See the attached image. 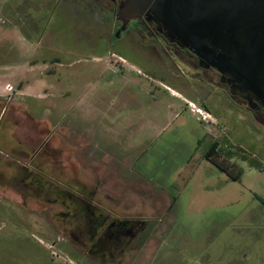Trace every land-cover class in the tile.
<instances>
[{
  "label": "rangeland",
  "instance_id": "374dc122",
  "mask_svg": "<svg viewBox=\"0 0 264 264\" xmlns=\"http://www.w3.org/2000/svg\"><path fill=\"white\" fill-rule=\"evenodd\" d=\"M73 6L0 0V264H264V122ZM70 194L141 223L135 247L91 249Z\"/></svg>",
  "mask_w": 264,
  "mask_h": 264
},
{
  "label": "flooded vegetation",
  "instance_id": "af4514ba",
  "mask_svg": "<svg viewBox=\"0 0 264 264\" xmlns=\"http://www.w3.org/2000/svg\"><path fill=\"white\" fill-rule=\"evenodd\" d=\"M54 1L56 6L57 4L61 6L63 4H73V7H78L76 11H85L90 14L89 16L91 19L98 18L104 21L109 25L108 30L105 32V38L111 41L110 44H123L125 47H128L132 53L136 54L137 57L142 59H144L143 57H149L152 59L151 61L165 62L166 67L170 69L172 78L179 79V74H186L189 75L191 79L200 83V85L215 81L228 92L232 99L240 105H243L252 114L255 120L259 123H261V121L264 122V106L262 104L254 102L251 96L231 95L230 87L227 83L222 81V74L210 64L203 62L189 46H186L170 29L164 16L160 14L155 15L153 13V10L160 11L166 8V5H160V3L163 2L162 0H154L153 3L159 5L148 6L137 19L129 20L126 24H123V22L117 18V13L123 0ZM141 46H143V48ZM111 55L114 56L113 54ZM118 59L128 62L120 57H118ZM137 71L139 72L140 70ZM160 84L162 83L160 82ZM166 89L168 90V88ZM174 93L175 92L172 91L173 96H175ZM180 99L187 102V100L181 97ZM187 104L190 106L192 103L188 102ZM251 104H253V107H251ZM6 109L7 107L5 110ZM261 125H263V123H261ZM7 143L10 142L7 141ZM8 146L9 144L4 145V147ZM41 148H43V146H41ZM22 184L25 187L27 186L25 182H22ZM67 197L73 213L66 207V212L60 211V216H70L72 222H75L74 227L77 228L79 233L85 231L81 229L84 227L79 224V219H82L86 231L92 238L91 249L96 248L99 252H103V255L108 253L111 257L114 253L123 254L127 249L135 247L131 246V244L132 241L138 239L140 232L144 230L141 223L122 218L119 221H115V219L110 220L108 217L101 214L96 215L88 199L78 195L73 196L71 194ZM79 212H81V215Z\"/></svg>",
  "mask_w": 264,
  "mask_h": 264
},
{
  "label": "water",
  "instance_id": "95a60500",
  "mask_svg": "<svg viewBox=\"0 0 264 264\" xmlns=\"http://www.w3.org/2000/svg\"><path fill=\"white\" fill-rule=\"evenodd\" d=\"M154 0H123L117 13L126 24ZM170 29L203 62L222 74L231 95L251 96L264 106V0H162ZM255 104V103H254ZM253 107V104H251Z\"/></svg>",
  "mask_w": 264,
  "mask_h": 264
},
{
  "label": "crops",
  "instance_id": "0c3cea01",
  "mask_svg": "<svg viewBox=\"0 0 264 264\" xmlns=\"http://www.w3.org/2000/svg\"><path fill=\"white\" fill-rule=\"evenodd\" d=\"M25 67H22V66H11L9 67L8 69L10 70V75H16L18 72H20L21 70H23ZM29 70H33L32 68H29ZM12 87V85H11ZM32 91H33V88L31 86H27L19 91H17V93L19 94H26L27 96H32ZM209 115V114H208ZM211 120L212 122H216V120H214L212 117H211Z\"/></svg>",
  "mask_w": 264,
  "mask_h": 264
},
{
  "label": "trees",
  "instance_id": "16d2710c",
  "mask_svg": "<svg viewBox=\"0 0 264 264\" xmlns=\"http://www.w3.org/2000/svg\"><path fill=\"white\" fill-rule=\"evenodd\" d=\"M216 147H217V142L216 141L212 142V144L209 146L208 150L206 151L205 156L210 162L214 163L217 166V163L213 161V160H215L214 156H217V148ZM226 168H222V170H226ZM261 202H262V204H264L263 200H261Z\"/></svg>",
  "mask_w": 264,
  "mask_h": 264
},
{
  "label": "built area",
  "instance_id": "2783aa9c",
  "mask_svg": "<svg viewBox=\"0 0 264 264\" xmlns=\"http://www.w3.org/2000/svg\"><path fill=\"white\" fill-rule=\"evenodd\" d=\"M198 109H196L197 112ZM201 113L197 112L199 115H201L202 117H205L206 119L209 118L210 115H208L207 113H203L201 110H199Z\"/></svg>",
  "mask_w": 264,
  "mask_h": 264
},
{
  "label": "bare ground",
  "instance_id": "6f19581e",
  "mask_svg": "<svg viewBox=\"0 0 264 264\" xmlns=\"http://www.w3.org/2000/svg\"><path fill=\"white\" fill-rule=\"evenodd\" d=\"M190 105L193 107V105H192V104H190ZM197 112L201 113L199 110H197Z\"/></svg>",
  "mask_w": 264,
  "mask_h": 264
}]
</instances>
